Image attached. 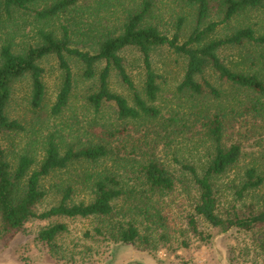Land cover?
Masks as SVG:
<instances>
[{
  "label": "trees",
  "instance_id": "16d2710c",
  "mask_svg": "<svg viewBox=\"0 0 264 264\" xmlns=\"http://www.w3.org/2000/svg\"><path fill=\"white\" fill-rule=\"evenodd\" d=\"M36 1L0 0V30L14 12L32 11L36 18L49 19L75 6L80 0H54L42 9H31L30 5ZM187 1L195 7V22L187 39L182 42L178 35L181 19L174 34L168 36L156 26L144 23L152 4L149 0H142L137 9L127 14L119 33L107 31L98 38L94 52L73 47L66 26L62 27L59 38L51 30L39 29V42L21 52H14L10 42L0 45V241L12 237L33 219L49 220L57 217L97 218L101 223L93 227L95 235L120 242H133L142 237V224H145L146 231L158 232L165 228V215L156 204L166 195L175 192L178 186L184 187L185 180L154 154L159 139L166 138L168 128L179 120L176 114L163 117L161 110L154 105L160 87L157 83L159 75L152 67V51L161 46L168 47L186 60L177 91L194 98L205 95L209 104L205 114L199 113L202 118L194 115L195 121L203 119L204 132L213 143L208 162L199 170L193 163L180 162L175 158L180 171L192 183L195 192L191 212L185 215L187 230L199 240H206L207 236L199 228L197 217L224 233L232 228L251 230L258 226L264 227V207L232 206L226 215H221L218 189L213 182L244 158L240 141L224 144L228 130H237L241 128L237 124L252 119L255 124L250 125L244 133L237 132L244 136L246 132L254 131L258 118L264 116V34L257 35L251 26H245L233 30L227 36L212 37L221 25L229 24L241 12L263 7L264 0H215L216 6L210 4V0ZM214 7L221 17L217 21L207 22ZM246 45L255 46L259 50H248L239 58L237 64L240 63L242 69L235 70L227 65L219 54L224 49ZM128 49H135L140 55L144 76L141 89L136 87L121 55ZM49 55L56 57L63 74L61 87L50 108L52 114L58 115L68 106L74 85L68 57H73L82 65L83 78L96 79V91L87 95L86 104L98 113L103 104L111 103L115 106L118 120L138 125L136 130L139 131L136 132L139 135L134 137L137 142L130 146V152L136 155L132 159L133 163L127 157L116 155L111 160L119 166L118 171H113V166L96 169L95 165L107 161L111 150L103 141L61 149L53 134L45 140L38 161L35 153L27 148L15 150L9 145L8 153L2 145V138L7 133L25 130L18 119L10 118L7 113L13 86L20 79L28 77V102L33 109L41 108L45 85L42 79L44 70L38 61ZM100 62L104 65L97 71L96 66ZM252 68L254 70L250 71ZM208 70L216 74L219 85L203 77ZM112 72L129 91L132 104L127 97L109 88ZM198 77L201 81L197 80ZM160 131L166 132L164 137ZM263 160L264 149L261 157H251L250 163L243 168L240 185L234 188L237 200L246 191L263 185ZM78 162L91 166L81 174L78 182L89 190L90 198L76 201L72 195L74 186L64 185L59 188V200L40 211L38 205L48 193L44 185L46 178ZM66 230V224L53 223L41 229L37 237L52 243ZM159 232L162 236L163 233ZM84 235L91 236L89 231H85Z\"/></svg>",
  "mask_w": 264,
  "mask_h": 264
},
{
  "label": "rangeland",
  "instance_id": "374dc122",
  "mask_svg": "<svg viewBox=\"0 0 264 264\" xmlns=\"http://www.w3.org/2000/svg\"><path fill=\"white\" fill-rule=\"evenodd\" d=\"M53 1L37 0L30 7L42 9ZM141 1L80 0L75 6L49 19L36 18L32 11H17L13 13L11 19L4 22L0 30V45L10 42L14 52H21L39 42L37 35L39 29L51 30L59 38L62 27L66 26L70 31L73 47L94 52L97 49L98 38L107 31L119 33L127 14L137 9ZM149 1L152 5L144 23L152 24L162 33L172 36L181 19L179 39L180 42L187 39L194 28L195 7L187 0ZM210 4L216 6V1L210 0ZM220 17L214 7L207 22L217 21ZM245 26H251L257 35L264 34V6L241 12L229 24L221 25L212 37H224L233 30ZM248 50L256 52L259 49L246 45L241 48L224 49L219 54L227 65L237 70L242 69L237 61L239 62V58ZM121 55L136 87L141 89L144 76L139 53L135 49H128ZM68 61L73 72L74 85L68 106L58 115L50 111L63 78L54 55L38 61L44 70L42 79L45 85V98L41 108L33 109L28 102L30 95L28 77L14 84L7 113L10 118L18 119L25 130L7 133L2 138V145L6 147L8 153L9 145L15 150L27 148L35 153L38 161L42 156L45 140L50 134L56 136L61 149L67 146L82 147L91 141L101 140L111 150L107 161L95 165L96 169L113 166V171H118L119 166L111 160L116 155L127 157L133 163L132 159L136 155L130 152V146L137 142L134 137L139 135L136 132L139 131L136 130L138 125L131 121L127 124L118 120L115 106L111 103L103 104L98 113L87 105V95L96 91V79L83 78L82 65L77 59L68 57ZM185 64L184 57L166 46L157 47L152 51V67L159 75L157 83L160 87L154 105L161 110L163 117L176 114L179 118L177 124L168 128L166 138L159 139L154 154L159 161L172 168L176 175L185 180L184 187L178 186L175 192L166 195L156 204L165 215V228L159 229L158 232L146 231L145 224H142L140 226L142 237L133 242H120L95 235L93 227L101 223L97 218L33 219L12 237L0 241V264H264L262 226L251 230L232 228L224 233L218 227H212L197 217L199 228L207 236L206 240H199L187 230L185 215L191 212L195 192L192 183L180 171L175 158L180 162L193 163L200 170L208 162V156L213 151V143L204 132L203 119L194 120L195 114L196 118H202L199 113L205 114V108L209 107L205 95L194 98L177 91V86L183 78ZM103 65V62L98 63L96 70L99 71ZM253 70L254 68L250 71ZM203 77L212 84L219 85L216 74L209 70L204 72ZM197 80L201 81L200 77ZM109 88L127 97L131 103L129 91L120 83L114 72L109 78ZM257 121L254 131L250 130L249 133L243 134L244 136L237 132L244 133L250 125L255 124L252 119L237 124L241 128L228 130L226 134L228 138H225L224 144L240 141L244 158L213 181L218 189L221 215H226L232 206L264 207V183L257 189L246 191L240 200L234 195L235 186L240 185L239 179L243 168L250 163L251 157H261L264 149V116ZM110 131L112 134H109ZM159 133L164 137L166 132ZM90 167L87 163L78 162L48 176L44 182L48 193L38 205V209L41 211L55 204L61 196L59 188L69 184L74 186L72 194L74 200H88L91 195L89 190L78 182L81 174ZM59 222L66 224L67 230L59 234L52 243L38 239L37 235L41 229ZM85 231H89L91 236H85ZM159 231L163 233L162 236Z\"/></svg>",
  "mask_w": 264,
  "mask_h": 264
}]
</instances>
